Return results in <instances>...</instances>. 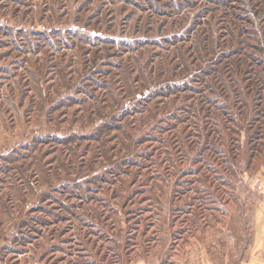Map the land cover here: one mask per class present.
<instances>
[{"label":"rangeland","instance_id":"rangeland-1","mask_svg":"<svg viewBox=\"0 0 264 264\" xmlns=\"http://www.w3.org/2000/svg\"><path fill=\"white\" fill-rule=\"evenodd\" d=\"M242 1L0 0V264H264Z\"/></svg>","mask_w":264,"mask_h":264},{"label":"trees","instance_id":"trees-1","mask_svg":"<svg viewBox=\"0 0 264 264\" xmlns=\"http://www.w3.org/2000/svg\"><path fill=\"white\" fill-rule=\"evenodd\" d=\"M242 4H246V3H245V0L242 1ZM251 6H253V5H248V6L245 5V6H244V9H242V10H245V9L248 10L249 8H251ZM251 12H252V14H254L253 11H251Z\"/></svg>","mask_w":264,"mask_h":264},{"label":"crops","instance_id":"crops-1","mask_svg":"<svg viewBox=\"0 0 264 264\" xmlns=\"http://www.w3.org/2000/svg\"><path fill=\"white\" fill-rule=\"evenodd\" d=\"M202 264H211V262L210 261H204Z\"/></svg>","mask_w":264,"mask_h":264}]
</instances>
